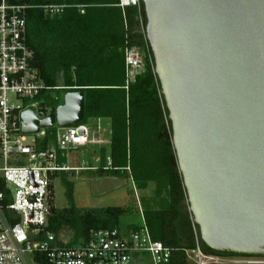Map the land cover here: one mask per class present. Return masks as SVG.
Returning <instances> with one entry per match:
<instances>
[{
    "label": "water",
    "instance_id": "95a60500",
    "mask_svg": "<svg viewBox=\"0 0 264 264\" xmlns=\"http://www.w3.org/2000/svg\"><path fill=\"white\" fill-rule=\"evenodd\" d=\"M141 1L201 240L264 256V0ZM83 117L84 93L66 92L43 120L24 111L22 132Z\"/></svg>",
    "mask_w": 264,
    "mask_h": 264
},
{
    "label": "trees",
    "instance_id": "16d2710c",
    "mask_svg": "<svg viewBox=\"0 0 264 264\" xmlns=\"http://www.w3.org/2000/svg\"><path fill=\"white\" fill-rule=\"evenodd\" d=\"M7 1L31 6L26 11L27 44L34 52L33 65L44 83L84 93V117L74 126H82L90 119H109L110 144L109 148L98 150V176L129 179L139 190L153 184V192L141 196L138 212L152 239L171 249L170 264H195L186 254L196 246L193 225L205 254L239 255L206 246L186 210L187 194L172 144L169 113L154 72V58L146 59L144 71L128 90L123 87L125 48L144 47L146 42L138 24L139 15L146 24L142 1L139 8H121L118 0ZM51 3L85 5V8L83 13L71 6L61 14L46 15L35 7ZM53 92L59 99L48 100L49 107L61 102L64 91ZM56 133L55 128L49 129L46 140L55 142ZM63 152L58 149L59 163L65 162ZM107 156L111 157L112 168L104 170ZM68 172L73 171H57L52 176L53 180L60 178L71 202L70 206L59 209L50 200L46 230L54 234L58 244H63L60 236L64 232L70 233L67 245L72 246L85 241L91 229L136 230L139 227L134 223L120 226L121 217L133 212L131 206L76 207L72 203L73 184L67 178ZM39 264L46 263L39 261Z\"/></svg>",
    "mask_w": 264,
    "mask_h": 264
},
{
    "label": "built area",
    "instance_id": "2783aa9c",
    "mask_svg": "<svg viewBox=\"0 0 264 264\" xmlns=\"http://www.w3.org/2000/svg\"><path fill=\"white\" fill-rule=\"evenodd\" d=\"M141 0H118L121 8L136 6ZM76 6L83 13L85 5L42 4L38 7L46 15L61 14L67 7ZM31 6L0 0V264H134L147 254L152 264H170L171 249L154 241L143 216L136 230L117 228L91 229L88 238L76 245L58 244L54 234L46 230L50 215V200L54 193L53 178L57 171L98 170L95 166L68 165V152L84 143L81 126L39 127L35 133L22 132L21 115L34 112L37 119L49 115L48 100H58L53 91L70 87L48 86L33 65L34 52L27 44L26 11ZM139 30L145 39L144 47L125 48V84L133 83L153 55L146 37V24L138 17ZM53 106V107H56ZM56 129V141L46 140L48 130ZM58 149L63 150L64 163L58 162ZM112 168L106 157L104 170ZM193 219L187 198L184 201ZM141 210V209H140ZM194 222V220H193ZM196 240L195 248L187 250L188 259L195 264H206L205 254ZM254 257V256H252ZM231 264H264L253 258L235 259Z\"/></svg>",
    "mask_w": 264,
    "mask_h": 264
},
{
    "label": "rangeland",
    "instance_id": "374dc122",
    "mask_svg": "<svg viewBox=\"0 0 264 264\" xmlns=\"http://www.w3.org/2000/svg\"><path fill=\"white\" fill-rule=\"evenodd\" d=\"M86 130V144L81 149L71 150L68 152V165L79 167L81 163L85 166H95L98 163L94 158L99 157L98 144L109 148L110 144V122L108 118L90 119L82 126ZM103 140V141H102ZM101 142V143H99ZM97 170L73 171L67 173V178L73 184L72 203L76 207H106V206H131L133 212L121 217L120 226L124 228L129 223L141 224L142 216L138 209H141V196L150 195L153 192V184L146 190H139L129 179L113 176H98ZM54 196L53 203L56 208H64L71 205L70 200L65 194V188L60 178L53 180ZM69 232L61 234L60 239L68 242ZM215 257V256H214ZM239 257L217 256L214 260L205 258L208 263H225L231 262ZM258 261H264V256L246 257ZM241 259V258H239ZM244 259V258H243ZM134 264H152L151 258L144 254Z\"/></svg>",
    "mask_w": 264,
    "mask_h": 264
},
{
    "label": "crops",
    "instance_id": "0c3cea01",
    "mask_svg": "<svg viewBox=\"0 0 264 264\" xmlns=\"http://www.w3.org/2000/svg\"><path fill=\"white\" fill-rule=\"evenodd\" d=\"M83 126V125H82ZM80 127V128H82L83 130H84V143L81 145V146H79V147H77V148H75V149H72V150H76V149H81V148H83V147H85V144H86V130L83 128V127ZM103 141V140H102ZM99 143H101V142H99ZM98 147H99V149L101 148V147H105V146H103L102 144H98Z\"/></svg>",
    "mask_w": 264,
    "mask_h": 264
},
{
    "label": "flooded vegetation",
    "instance_id": "af4514ba",
    "mask_svg": "<svg viewBox=\"0 0 264 264\" xmlns=\"http://www.w3.org/2000/svg\"><path fill=\"white\" fill-rule=\"evenodd\" d=\"M214 256L217 257L219 255H214ZM233 257H239V258L243 259V258H246V257H250V255L239 254V255H233ZM239 258H237V259H239ZM213 264H221V263H213Z\"/></svg>",
    "mask_w": 264,
    "mask_h": 264
}]
</instances>
